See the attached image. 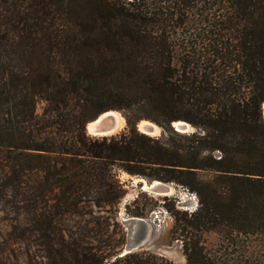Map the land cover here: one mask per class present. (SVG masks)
Wrapping results in <instances>:
<instances>
[{"label": "trees", "instance_id": "1", "mask_svg": "<svg viewBox=\"0 0 264 264\" xmlns=\"http://www.w3.org/2000/svg\"><path fill=\"white\" fill-rule=\"evenodd\" d=\"M263 101L264 0H0V206L48 264H172L53 237L83 205L116 207L121 171L196 195L186 264H264ZM108 111L126 128L87 136Z\"/></svg>", "mask_w": 264, "mask_h": 264}, {"label": "rangeland", "instance_id": "2", "mask_svg": "<svg viewBox=\"0 0 264 264\" xmlns=\"http://www.w3.org/2000/svg\"><path fill=\"white\" fill-rule=\"evenodd\" d=\"M43 107V103L38 101L36 114L40 115ZM116 112L123 118V126L118 130L120 133L126 128V121L122 113ZM141 121L155 125L159 130L154 137L160 136V126L148 120H140L137 124ZM116 179L124 191L116 207L98 209L93 205H83L75 214L60 220L59 231H54L53 237L59 238L60 233L66 245L75 243L114 259L124 255L127 244L128 229L124 221L140 218L146 221L149 235L143 247L132 253L148 252L172 264H186L182 252L183 229L186 228L185 219L199 208L196 195L175 183H164L172 186V194L153 195L142 189L143 183H148L147 180L121 171L117 172ZM158 212L160 219H163L160 223L154 220V214ZM14 218L13 214L0 206V264H48L43 247L37 246L36 238L28 233L24 222L26 216L18 218L20 224L15 227L17 229H13ZM204 239L205 246L210 248L217 243L218 235L207 234Z\"/></svg>", "mask_w": 264, "mask_h": 264}, {"label": "water", "instance_id": "3", "mask_svg": "<svg viewBox=\"0 0 264 264\" xmlns=\"http://www.w3.org/2000/svg\"><path fill=\"white\" fill-rule=\"evenodd\" d=\"M109 112V111H108ZM116 112V111H115ZM261 112H262V120L264 122V101L261 104ZM107 112H104L100 115H98L96 118H94L92 121L88 122L85 126V133L87 136L92 138H100V137H110L114 136L118 133L116 131V126L114 123V120L111 116L106 115ZM147 122V121H146ZM178 122V121H177ZM183 122V121H180ZM150 123V122H148ZM173 122L171 124V127L178 133L186 134L189 132H192L191 127L188 125H178L175 126ZM185 123V122H183ZM152 125V123H150ZM137 130L147 136L154 137L153 135V128L152 126H144L142 130L138 128L137 124ZM179 131H178V130ZM154 182L159 181H152L150 183H146L149 187V192L151 194H160L163 193L164 187L160 186L158 184H154ZM162 183V182H160ZM126 223V227L128 229L127 233V244L124 248V255L132 253L136 250H139L143 247V245L146 243V240L149 235L148 226L146 221L140 218H128L124 221Z\"/></svg>", "mask_w": 264, "mask_h": 264}, {"label": "bare ground", "instance_id": "4", "mask_svg": "<svg viewBox=\"0 0 264 264\" xmlns=\"http://www.w3.org/2000/svg\"><path fill=\"white\" fill-rule=\"evenodd\" d=\"M108 116H111L114 120V123H115V126H116V131H118L122 126H123V118L120 116V114H118L117 112L115 111H109L107 112ZM152 126L153 128V135L157 134L158 133V128L155 126V125H151L150 123L146 122V121H141L139 124H138V128L140 130H142V128L144 126ZM175 126H178V125H186V127L188 126L186 123H183V122H176L174 123ZM178 130V129H177ZM179 131V130H178ZM137 181V180H136ZM138 181H141V180H138ZM154 184H158L160 186H163L164 187V190H163V193H160V194H153V195H160V196H166V193H168L167 195H170L173 193V188L172 186H170L169 184H164V183H160V182H154ZM142 189L143 190H146V191H149V187L146 183H143L142 185ZM163 194V195H161Z\"/></svg>", "mask_w": 264, "mask_h": 264}, {"label": "built area", "instance_id": "5", "mask_svg": "<svg viewBox=\"0 0 264 264\" xmlns=\"http://www.w3.org/2000/svg\"><path fill=\"white\" fill-rule=\"evenodd\" d=\"M154 220H156L158 223H160L163 220V219H160V212H158V214H154ZM158 227L159 225L157 226V228Z\"/></svg>", "mask_w": 264, "mask_h": 264}]
</instances>
